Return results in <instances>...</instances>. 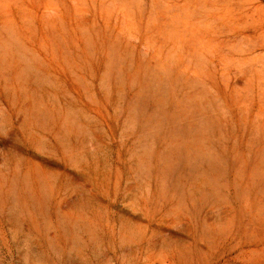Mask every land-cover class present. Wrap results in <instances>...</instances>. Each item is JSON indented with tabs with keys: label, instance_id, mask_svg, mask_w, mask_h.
Returning a JSON list of instances; mask_svg holds the SVG:
<instances>
[{
	"label": "rangeland",
	"instance_id": "1",
	"mask_svg": "<svg viewBox=\"0 0 264 264\" xmlns=\"http://www.w3.org/2000/svg\"><path fill=\"white\" fill-rule=\"evenodd\" d=\"M0 264H264V0H0Z\"/></svg>",
	"mask_w": 264,
	"mask_h": 264
},
{
	"label": "bare ground",
	"instance_id": "2",
	"mask_svg": "<svg viewBox=\"0 0 264 264\" xmlns=\"http://www.w3.org/2000/svg\"><path fill=\"white\" fill-rule=\"evenodd\" d=\"M153 222V221H152ZM149 223V222H148Z\"/></svg>",
	"mask_w": 264,
	"mask_h": 264
}]
</instances>
